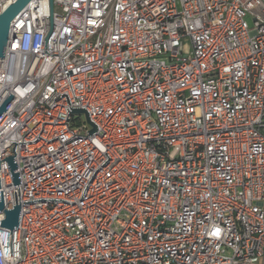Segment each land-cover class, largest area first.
Wrapping results in <instances>:
<instances>
[{
  "label": "built area",
  "instance_id": "built-area-1",
  "mask_svg": "<svg viewBox=\"0 0 264 264\" xmlns=\"http://www.w3.org/2000/svg\"><path fill=\"white\" fill-rule=\"evenodd\" d=\"M10 94L0 264H264V0H32Z\"/></svg>",
  "mask_w": 264,
  "mask_h": 264
},
{
  "label": "water",
  "instance_id": "water-1",
  "mask_svg": "<svg viewBox=\"0 0 264 264\" xmlns=\"http://www.w3.org/2000/svg\"><path fill=\"white\" fill-rule=\"evenodd\" d=\"M32 0H16L11 5H9L1 14H0V60H4L6 49L8 47L9 38H10V30L14 19L27 7V5ZM51 11L53 12V0H49ZM52 23V21H51ZM15 100V97L10 94L8 98L4 101V103L0 106V120L4 113L9 109L12 102ZM75 113H85L84 110L79 109L75 110ZM91 123V122H90ZM93 126V130L91 133L96 131V126L91 123ZM13 148V153L15 156H8V158L4 159L7 162L10 173H12V181L14 186H18L21 184L19 172L15 173V170L18 169L17 164L14 161V158L17 156L16 154V142ZM3 160V161H4ZM2 161V162H3ZM0 162V167L1 163ZM0 189H1V181H0ZM5 214V219L0 221V227L8 230H18L21 216V202L19 206H13L12 210H7L5 208L4 200H3V191H0V213Z\"/></svg>",
  "mask_w": 264,
  "mask_h": 264
},
{
  "label": "rangeland",
  "instance_id": "rangeland-1",
  "mask_svg": "<svg viewBox=\"0 0 264 264\" xmlns=\"http://www.w3.org/2000/svg\"><path fill=\"white\" fill-rule=\"evenodd\" d=\"M83 118L85 119V116L83 115Z\"/></svg>",
  "mask_w": 264,
  "mask_h": 264
}]
</instances>
